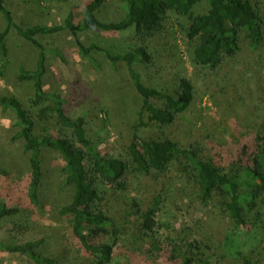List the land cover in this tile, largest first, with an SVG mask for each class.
<instances>
[{"label":"rangeland","instance_id":"374dc122","mask_svg":"<svg viewBox=\"0 0 264 264\" xmlns=\"http://www.w3.org/2000/svg\"><path fill=\"white\" fill-rule=\"evenodd\" d=\"M88 1L3 0V3L14 22L26 28L62 25L69 12L79 18ZM257 1L264 9V1ZM206 10L207 6L201 2L193 14ZM100 18L122 19L120 0H103ZM188 24L184 17L166 14L161 31L144 43L151 59L149 64L138 69L142 83L151 88L174 91L180 77L189 79L194 87L192 104L173 125L161 130L153 127L140 130L139 136L167 138L187 148L194 146L204 158L228 170L233 168L239 151L250 149L255 135L264 134V43L253 50L242 41L235 56L225 58L214 69L201 68L192 61L195 44L188 41L184 32ZM4 28L0 14V31ZM36 39L47 50L44 89L66 101L70 117L85 118L90 140L102 155L126 158L142 99L124 64L112 67L98 50L90 53L96 63L90 62L67 31L37 35ZM77 39L85 46L95 44L113 55L140 46L133 30L115 33L92 28L80 33ZM6 46L7 58L0 56V95L14 96L35 114L38 108L33 106L32 84L19 79V71L36 69L38 51L13 29L6 37ZM15 124V115L0 109V168L7 172V176H0V205L4 204L9 211L0 223V239L11 243L15 242V236L21 240L30 234L44 237L47 250L62 255L61 263L91 264L66 240L65 219L59 211L73 190L65 185L63 163L54 152H43L45 202L40 210L29 205L25 187L30 153L24 149L23 140L16 138ZM55 129L54 117L38 128L41 133ZM187 187L175 168L161 174L158 181L132 178L125 192L100 187V205L122 232L113 248L111 264H181L193 241L199 242L201 252L210 256L208 264H264V192L256 194V205L246 213L247 225L236 228L220 214L216 200L204 205L188 204L187 198L178 193L185 190L193 199L195 195ZM164 188L166 198L161 203L156 227L145 233L140 216L153 208L156 196ZM15 226L20 233L14 230ZM26 229L28 232H22ZM8 230H12L10 236L5 232ZM220 256L224 258L216 261ZM200 263L196 260L195 264ZM0 264L29 263L21 254L0 251Z\"/></svg>","mask_w":264,"mask_h":264},{"label":"trees","instance_id":"16d2710c","mask_svg":"<svg viewBox=\"0 0 264 264\" xmlns=\"http://www.w3.org/2000/svg\"><path fill=\"white\" fill-rule=\"evenodd\" d=\"M264 1V0H263ZM123 18L119 21L101 19L103 0H89L83 7L81 17L69 12L62 25L46 27H20L0 0V14L5 28L0 31V56L7 58L6 37L10 30L30 43L38 51L36 69H20L19 79L31 82L33 87V106L38 110L33 114L14 96L0 95V109L11 111L16 118L18 132L16 138L22 139L24 149L30 153L29 175L25 187V197L34 209H41L45 170L43 152H54L62 161L64 183L73 190L69 201L59 214L66 224V240L78 253L86 256L91 264H111L113 248L120 239L121 230L116 222L103 211L101 186L115 192H125L132 178H151L158 181L160 175L175 168L180 180L186 184L191 199L185 190H179L180 197H186L188 204L204 205L217 201V208L224 218H228L236 228L245 227L246 213L256 205L259 192H264V134L255 135L250 149L239 151L233 168L221 169L210 158H204L194 147H184L167 138L142 139L139 131L147 128L161 130L171 126L177 117L192 104L194 87L192 82L180 77L176 89L169 91L147 87L142 83L139 66H147L150 56L144 45L162 29L166 14L172 12L189 21L184 32L188 41L195 47L192 52L193 64L197 67L216 68L225 58L235 56L244 41L253 50L264 43V9L257 0H120ZM201 2L207 10L194 15L193 10ZM105 32H127L133 34L140 46L122 53L111 54L95 44L85 46L79 42L78 35L89 29ZM67 31L75 40L80 53L90 62V56L100 51L110 61L112 67L124 64L129 78L142 99L136 125L127 147L126 158L102 155L92 144L87 122L83 116L70 117L66 101L56 93L44 89L46 74V48L36 39L37 35L55 34ZM99 66V64H96ZM1 76V72H0ZM45 105V106H43ZM35 115V116H34ZM54 117L57 129L53 132L38 130L40 124L49 123ZM0 176H7L0 168ZM166 189L156 196L153 208L141 214V226L145 233L156 227L161 203L165 201ZM218 198V199H217ZM197 207V206H196ZM139 213V212H138ZM9 214L4 204L0 205V223ZM15 231L20 233L17 226ZM8 236L12 230L5 231ZM22 232H28L24 230ZM47 240L30 234L22 240L15 236V242L0 239V251L17 253L26 257L29 264H60L61 256L46 248ZM156 246H154L155 248ZM190 251L181 258V264H208L210 256L202 253L201 244L193 241ZM159 248L156 247V250ZM212 257V255H211ZM220 256L216 261L220 262ZM199 259V260H198ZM65 264V263H61Z\"/></svg>","mask_w":264,"mask_h":264}]
</instances>
